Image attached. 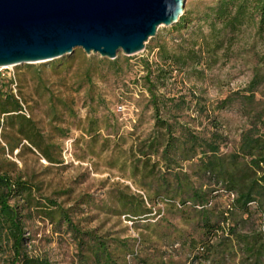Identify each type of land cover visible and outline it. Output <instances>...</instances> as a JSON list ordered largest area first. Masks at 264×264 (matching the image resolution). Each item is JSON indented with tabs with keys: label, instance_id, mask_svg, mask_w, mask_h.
I'll return each mask as SVG.
<instances>
[{
	"label": "rangeland",
	"instance_id": "rangeland-1",
	"mask_svg": "<svg viewBox=\"0 0 264 264\" xmlns=\"http://www.w3.org/2000/svg\"><path fill=\"white\" fill-rule=\"evenodd\" d=\"M213 1L183 0L182 13L190 19L186 28L177 31L172 23L159 24L143 47L129 54L118 50L109 58L76 46L48 60L0 66V80L10 78L21 111L34 122L42 148L54 158L47 159L14 126L2 125L0 168L32 183V193L40 199L47 196L66 207L80 230L105 238L119 264H207L209 258L203 255L213 254L194 246L201 229L199 213L192 206L199 205L187 200L188 189L213 188L205 203L212 217L233 195L214 175L198 169L196 155L177 159L167 168L159 156L160 146L157 152L142 154L159 131L155 115L176 127L185 125L200 137L216 130L221 154L236 150L248 117L256 110L264 116V78L256 86V102L243 104L236 99L217 107L225 95L244 92L255 70L264 72V30L257 32L251 22L230 35L210 67L200 64L159 75L163 63L154 45L165 42L174 47L180 36L194 34L197 17ZM202 28L206 30L204 22ZM64 55H71L70 60L57 66L54 60ZM145 73L157 100L165 101L158 103V113L149 98ZM169 97L181 102L175 105ZM173 171H179L186 187L183 192L175 194ZM30 215L24 232L30 254L45 256L50 264H92L79 258L75 241L63 227L54 231L46 218L34 211ZM5 255L0 250V264ZM238 255V251L224 252L226 263Z\"/></svg>",
	"mask_w": 264,
	"mask_h": 264
},
{
	"label": "trees",
	"instance_id": "trees-1",
	"mask_svg": "<svg viewBox=\"0 0 264 264\" xmlns=\"http://www.w3.org/2000/svg\"><path fill=\"white\" fill-rule=\"evenodd\" d=\"M189 20L186 13H181L171 26L178 31L186 28ZM202 22L206 25L205 31ZM244 22H251L259 33L264 30V0H214L197 17L194 34L180 36L174 47H168L165 42L154 45L157 57L163 63L158 69L161 70L160 77L168 75L172 69L192 70L200 64L210 67L217 60L218 49L230 42V35ZM70 58L71 55H64L54 63L65 66ZM262 66L264 69V64ZM198 70L201 72V69ZM147 75L145 73L143 78L149 88L153 109L158 113V103L165 104V101L157 100L152 91V81ZM262 78L264 72L255 70L244 92L237 91L235 97L225 95L219 99L217 107L236 99L243 104L256 102L254 92ZM9 83L10 78L0 80V127L14 126V131L38 148L47 159L53 160L42 148L41 134L34 122L21 111V103L11 91ZM168 100L175 105L180 101L173 97ZM258 111L248 117L246 127L240 131L236 150L227 154L219 152L220 135L216 130L210 131L206 137H200L187 126L178 124L179 127H176L158 114L155 115V125L159 131L142 150V154L153 153L160 146L159 156L167 162V168L177 159H192L196 155L195 160L200 164L198 169L214 175L224 190L233 193L228 205L218 211V216L212 217L213 213L205 203L209 200V190L213 188H187V200L192 205H199L198 208L192 206L199 213L201 229V239L194 246L213 254V257L203 255V258H209L207 264H264V116ZM184 172L181 171L188 178ZM178 174L179 171H173L175 194L176 191L180 193L186 190ZM250 204L253 208H250ZM32 211L46 218L54 231L63 227L75 241L77 253L83 262L119 264L105 238L92 230H80L66 207L47 196L40 199L32 193V183L0 168V250L6 253L1 264H50L45 256L30 254L26 249L28 236L24 232L26 220L31 217ZM253 214H256L257 222L252 220L245 226ZM215 237V241H212ZM232 244H236L234 250ZM235 251L239 252L237 259L226 263L224 252L232 255Z\"/></svg>",
	"mask_w": 264,
	"mask_h": 264
},
{
	"label": "water",
	"instance_id": "water-1",
	"mask_svg": "<svg viewBox=\"0 0 264 264\" xmlns=\"http://www.w3.org/2000/svg\"><path fill=\"white\" fill-rule=\"evenodd\" d=\"M183 0H0V66L44 61L81 47L113 58L141 49Z\"/></svg>",
	"mask_w": 264,
	"mask_h": 264
},
{
	"label": "bare ground",
	"instance_id": "bare-ground-1",
	"mask_svg": "<svg viewBox=\"0 0 264 264\" xmlns=\"http://www.w3.org/2000/svg\"><path fill=\"white\" fill-rule=\"evenodd\" d=\"M38 61V60H37ZM9 65V64H8Z\"/></svg>",
	"mask_w": 264,
	"mask_h": 264
}]
</instances>
